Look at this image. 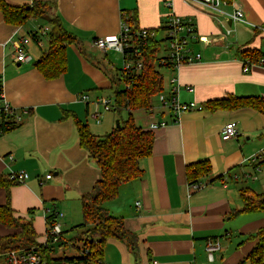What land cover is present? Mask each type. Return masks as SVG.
I'll use <instances>...</instances> for the list:
<instances>
[{
    "label": "crops",
    "instance_id": "1",
    "mask_svg": "<svg viewBox=\"0 0 264 264\" xmlns=\"http://www.w3.org/2000/svg\"><path fill=\"white\" fill-rule=\"evenodd\" d=\"M5 1L22 5L47 0ZM52 1L53 16L78 39L66 47V70L54 79L44 78L34 66L48 47L47 36L41 37L40 45L34 41L26 45L29 62H16L14 54L13 42L30 31L50 29L48 19L43 25L29 18L24 25L14 26L4 22L0 12V86L13 108L28 110L12 129L0 134V175L28 174L9 186L14 216L32 222L41 244L47 239L48 215L62 213L54 217L62 232L82 222L81 198L100 178V170L80 146L75 122H84L98 136L116 127L119 119L113 108L104 111L98 100H111L123 81L118 64L120 59L123 63L122 54L103 52L92 41L117 35L122 14L134 19L138 28L155 29L156 38H162V27L172 12L192 23L196 38L191 50L200 58L176 71L165 68L168 77L162 93L170 96V79L176 76L180 102L196 107L182 112L176 121L155 96V116L144 111L139 123L135 119L147 129L151 122L166 124L151 129L152 151L139 160L142 175L120 185L117 196L103 204L136 235V249L132 252L121 240L109 238L103 261L252 264L248 255L256 240L250 236L264 227V211L238 210L242 208L241 189L264 190V158L253 157L264 148V114L250 107L211 111L204 103L230 95L260 96L264 102V66L252 65L244 71L247 57L241 54L248 48L264 57V0H218L217 5L205 0ZM237 9L243 13L240 20L233 17ZM227 122L235 124L237 134L223 140L221 130ZM200 160L210 163V171L198 177L195 183L200 186L195 189L185 170ZM47 174L51 177L46 178ZM6 194L0 187V204ZM9 232L0 225V236ZM210 244L217 246L211 258Z\"/></svg>",
    "mask_w": 264,
    "mask_h": 264
},
{
    "label": "trees",
    "instance_id": "2",
    "mask_svg": "<svg viewBox=\"0 0 264 264\" xmlns=\"http://www.w3.org/2000/svg\"><path fill=\"white\" fill-rule=\"evenodd\" d=\"M53 6L52 0L32 1L31 4L22 5H12L0 0V12L4 22L14 26L24 25L29 18L44 16ZM125 20L133 30L138 29V26L134 25V19L127 16ZM48 22L50 24L47 33L48 47L34 62V66L44 78L54 79L66 70V47L77 43L78 39L63 27L58 16H50ZM164 29L165 26L162 27V30ZM29 33L32 34V31ZM164 46L163 38L154 37L148 39L145 45L136 47L137 55L133 57L142 61V68L139 72L124 77L121 74L120 79L126 85L115 89L111 99L115 111L119 113L127 111V117L118 120V127L98 136L92 134L84 122L80 120L75 122L80 146L99 167L100 178L81 198L82 222L73 226L77 231L73 240L82 241L83 248L79 256L65 259L70 264H100L104 245L109 238L121 240L132 252L136 249V235L125 227L121 216L111 214L103 204L117 196L120 185L142 175L139 160L150 155L152 151L154 134L152 130L140 126L135 121L132 111H148L152 108V98L164 90V76L160 71L163 67L159 63V54ZM241 54L257 59L262 53L246 48ZM204 107L211 111L250 107L264 114V102L260 96L230 95L210 100L204 103ZM16 124L10 118L0 119V134L12 129ZM209 171L210 163L207 160H200L186 166V178L193 184L197 182L198 177ZM11 183L7 176L0 175V187L7 192L5 202L0 204V225L10 230L9 233L0 236V254L13 249L36 247L47 264H50L49 251L53 250L49 245L51 237L48 236L43 244L38 243L32 222L22 221L14 216L8 193ZM241 199L242 208L238 212L264 211V190L256 192L250 188L241 189ZM54 217V214L47 216L48 226L55 220ZM78 229L81 231L78 232ZM250 237L256 242L248 259L252 264H264V227L259 228ZM85 249L88 251L87 254Z\"/></svg>",
    "mask_w": 264,
    "mask_h": 264
},
{
    "label": "built area",
    "instance_id": "3",
    "mask_svg": "<svg viewBox=\"0 0 264 264\" xmlns=\"http://www.w3.org/2000/svg\"><path fill=\"white\" fill-rule=\"evenodd\" d=\"M206 2H214L217 5L218 0H205ZM168 5V4H167ZM233 17L240 20L243 17V13L240 9L234 12ZM126 15H121L120 30L117 35H109L105 37H97L92 41V44L99 50L115 51L121 53L123 56V65L121 68V74L124 76L131 73L139 72L142 68V61L139 58H134L137 55V46H143L147 43L150 38L157 37V31L150 28H138L133 30L130 25L126 22ZM49 29L48 27L42 28L40 30L32 31L28 36H24L15 40L14 43V54L16 62H29L30 57L27 56L25 52V47L30 41H34L36 44L40 45L42 42V36H47ZM230 31V30H229ZM227 31V32H229ZM165 40L166 49L165 53L160 56L159 63L163 68H169L172 71H176L179 67L186 63H191L200 58L199 53H192L191 42L195 40L196 35L194 33L193 25L189 20H183L179 16L170 12L166 19V25L164 29V35L162 37ZM201 40L202 38H199ZM252 65L264 66V57L260 56L257 59H252L250 57L245 58L243 70L247 71ZM171 93L169 97H166L162 92L157 94L159 103L161 107L168 108L172 115L177 121L182 112L191 110L195 108L194 103H182L178 98V90L180 85L178 83L177 77H171ZM187 89L191 90L190 87ZM82 99H86L87 95H82ZM104 111L111 110L112 100L107 97H102L98 100ZM28 110H16L13 108L9 102L5 99L2 86L0 88V119L10 118L15 123L21 121V114L26 113ZM148 115L150 117L155 116V109L151 108L148 110ZM11 116V117H8ZM96 119H99V113H96ZM164 121L151 122L148 125V129H153L161 125H165ZM237 131L235 124L233 122H227L223 125L221 130V139L227 140L236 136ZM254 159L264 158V148L255 154ZM253 159V160H254ZM51 175L47 174L46 178H50ZM8 178L12 182H21L28 178L26 172H16L11 173ZM192 188H198L200 184L193 183L189 184ZM58 219L62 217V213L58 212L55 214ZM55 219L50 226L46 228V236L51 237V241H58L61 239L62 227L60 222ZM46 239V241H47ZM217 246L208 245V255L211 258L212 250L216 249ZM85 253L88 251L85 249ZM3 261L0 264H47L36 247L31 248H19L9 250L3 254H0ZM100 264L104 263L103 259L99 260ZM70 264V263H68Z\"/></svg>",
    "mask_w": 264,
    "mask_h": 264
},
{
    "label": "rangeland",
    "instance_id": "4",
    "mask_svg": "<svg viewBox=\"0 0 264 264\" xmlns=\"http://www.w3.org/2000/svg\"><path fill=\"white\" fill-rule=\"evenodd\" d=\"M50 16H53L52 9H50L44 16L40 18H36V22L43 25L47 19H49ZM165 53V50L162 49L160 52V56H162ZM115 53H110L109 55H112ZM116 57H119L118 53L115 55ZM118 64L120 67H122L123 63L121 59L118 61ZM118 65V66H119ZM161 73L164 76V80H166V77H168L166 73L165 68H160ZM118 88L124 87L126 85L124 81L119 82ZM115 89V86H113L112 91ZM108 95L111 96L112 92L108 91ZM157 97V96H156ZM156 97L152 98V103H156L157 99ZM158 98V97H157ZM112 109V108H111ZM112 113L116 115V119H125L127 117V112L126 111H121L120 113L112 109ZM144 110H135L132 111L133 117L136 119V121H139V116L143 115ZM139 123V122H138ZM81 230L78 229V232ZM77 231L71 228H66L63 233L61 234V239L58 241H51L50 246L53 250L49 251V258H50V264H68V262L65 260L66 258H72L80 255V250L83 248V242L82 241H74L73 238L75 237ZM3 261V258L0 257V263Z\"/></svg>",
    "mask_w": 264,
    "mask_h": 264
},
{
    "label": "water",
    "instance_id": "5",
    "mask_svg": "<svg viewBox=\"0 0 264 264\" xmlns=\"http://www.w3.org/2000/svg\"><path fill=\"white\" fill-rule=\"evenodd\" d=\"M119 126V121H116V127H118Z\"/></svg>",
    "mask_w": 264,
    "mask_h": 264
}]
</instances>
